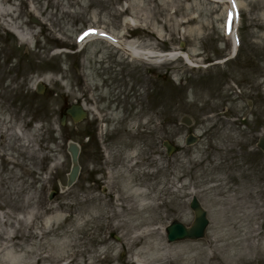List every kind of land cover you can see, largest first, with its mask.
Wrapping results in <instances>:
<instances>
[{
    "label": "rangeland",
    "instance_id": "374dc122",
    "mask_svg": "<svg viewBox=\"0 0 264 264\" xmlns=\"http://www.w3.org/2000/svg\"><path fill=\"white\" fill-rule=\"evenodd\" d=\"M5 38L0 264H264V0H0Z\"/></svg>",
    "mask_w": 264,
    "mask_h": 264
},
{
    "label": "water",
    "instance_id": "95a60500",
    "mask_svg": "<svg viewBox=\"0 0 264 264\" xmlns=\"http://www.w3.org/2000/svg\"><path fill=\"white\" fill-rule=\"evenodd\" d=\"M39 91H42V86H40ZM68 114L71 115L73 120L75 122H79L82 120L86 112L82 108L81 105L74 104L72 105L68 110ZM66 115L63 116L62 123L65 122ZM188 144L196 141V138L191 134L188 137ZM165 145L168 148V153H171L175 147L172 146L170 143L165 142ZM258 146L264 151V137H261L258 143ZM69 151L72 158V168L70 174H73L75 172V176L73 179H71V175L69 174V180H68V187L71 186L77 179L80 166L78 163V155L80 152V147L77 143L70 141L69 142ZM195 208L196 212V220L192 226H187L179 221H176L172 225L168 227L167 236L169 241H177V240H183L186 238H202L205 233V228L208 225V219L206 218L205 212L201 211V209L198 207L197 204L193 206Z\"/></svg>",
    "mask_w": 264,
    "mask_h": 264
},
{
    "label": "trees",
    "instance_id": "16d2710c",
    "mask_svg": "<svg viewBox=\"0 0 264 264\" xmlns=\"http://www.w3.org/2000/svg\"><path fill=\"white\" fill-rule=\"evenodd\" d=\"M6 35H7V34H5V36H6ZM8 39H9V38H5L4 40H2V41L0 42V44H1V45H0V48H1V49H5V47H7V45H9V44H8ZM15 50H17V49H15ZM15 50H14V51H15ZM23 52H24V51H23ZM1 56H2V54L0 53V59L4 60V57H3V56L1 57ZM19 67H20V64H19L18 66H16L15 69H17V68H19ZM8 74H9V73H8ZM8 74L6 75L5 80H6V78L8 77ZM0 80H1V78H0ZM258 153H259V152H258ZM259 154H262V153L260 152Z\"/></svg>",
    "mask_w": 264,
    "mask_h": 264
},
{
    "label": "bare ground",
    "instance_id": "6f19581e",
    "mask_svg": "<svg viewBox=\"0 0 264 264\" xmlns=\"http://www.w3.org/2000/svg\"><path fill=\"white\" fill-rule=\"evenodd\" d=\"M185 57H187V58H189V56L185 53V52H183L182 53ZM71 175V179H73V177L75 176V172H73V174H70Z\"/></svg>",
    "mask_w": 264,
    "mask_h": 264
}]
</instances>
